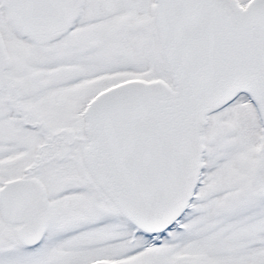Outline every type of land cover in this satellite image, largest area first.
Here are the masks:
<instances>
[{
  "label": "snow or ice",
  "instance_id": "6c2138e0",
  "mask_svg": "<svg viewBox=\"0 0 264 264\" xmlns=\"http://www.w3.org/2000/svg\"><path fill=\"white\" fill-rule=\"evenodd\" d=\"M0 264H264V0H0Z\"/></svg>",
  "mask_w": 264,
  "mask_h": 264
}]
</instances>
